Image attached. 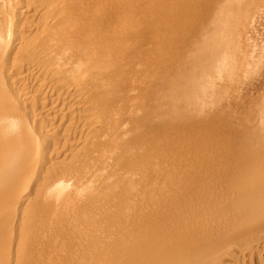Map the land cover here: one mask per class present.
Listing matches in <instances>:
<instances>
[{
    "label": "bare ground",
    "instance_id": "1",
    "mask_svg": "<svg viewBox=\"0 0 264 264\" xmlns=\"http://www.w3.org/2000/svg\"><path fill=\"white\" fill-rule=\"evenodd\" d=\"M263 133L264 0H0V264H176L207 215L257 225Z\"/></svg>",
    "mask_w": 264,
    "mask_h": 264
},
{
    "label": "rangeland",
    "instance_id": "2",
    "mask_svg": "<svg viewBox=\"0 0 264 264\" xmlns=\"http://www.w3.org/2000/svg\"><path fill=\"white\" fill-rule=\"evenodd\" d=\"M141 22L142 21H140L139 20V37H141V36H144V32L142 31V24H141ZM141 34V35H140ZM143 34V35H142ZM140 39V38H139ZM146 87V86H145ZM148 87L149 86H147L146 88H144V90L142 89V87H141V89H139V96H140V98L142 97L143 98V94H145L146 93V95H148V94H150V92H152V89L149 91L148 90ZM145 89H147L148 90V92L145 90ZM140 91H143L144 93L142 94ZM237 92V91H236ZM235 92V93H236ZM141 93V94H140ZM148 93V94H147ZM232 93H234V91H230V93L228 92L226 95L228 96H226V95H224V96H226L227 98H225V97H223V98H221L222 100L225 98V101L227 102V99L229 98L230 100H228V103H225V101H224V103L226 104V106H224L225 104H222L221 102V99L219 100L220 101V103H221V105H222V108H220L221 107V105H220V107H219V105H218V107H217V109H216V111L218 110V108H219V110L220 111H222V109H223V111L225 110V111H227V115L229 114L228 112L230 111V108H231V105H235L236 103V101L237 100H239L238 102H237V105H235L236 107H240L241 108V110L239 109V108H236V109H238V111L240 110V111H242V109H243V107L245 108V109H243L244 111H243V113L245 112V114H246V116L244 117L243 115V117H244V119L243 120H247L249 117H251L252 119H254V117L256 116V114L258 113H256V109H257V106H255L256 107V109H254V112H255V116L254 115H250V114H252V111H253V109L252 110H250L249 108H247L248 107V103L247 102H249V101H243V99H245L246 98V96L245 95H242V97H240V93H239V96H235V95H238L237 93L236 94H233V96L231 97L230 96V94H232ZM146 95H144V96H146ZM232 98V102L233 101H235V99H236V101L234 102V103H230L229 101H231V98ZM236 97H238V98H236ZM239 97L240 98H243L242 99V101H240L241 99H239ZM245 97V98H244ZM139 98V111H141V112H139V129H140V131L139 132H141L142 131V129H143V127H144V124H143V119H146L147 117L148 118H151V116H150V111H149V113H148V111H146V107H145V105L143 104V103H145V100H144V98H143V100H141ZM234 99V100H233ZM247 100V99H246ZM144 101V102H143ZM142 104H141V103ZM244 102V103H247V104H245L244 106H243V104L242 103ZM219 103V102H218ZM229 103H230V105H229ZM239 103H241L242 104V106L243 107H241V104L239 105ZM229 105V106H228ZM247 105V106H246ZM223 106H224V108H223ZM144 107H145V109H144ZM226 107V108H225ZM230 107V108H229ZM234 106H232V109H231V111L233 112L234 110L236 111V109H235V107L233 108ZM254 107V108H255ZM149 108V107H148ZM141 109V110H140ZM228 109V110H227ZM250 110L249 112L247 111V110ZM148 110V109H147ZM246 110V111H245ZM220 111H218L217 112V114L220 116L221 115V113L223 112H220ZM230 111V115L232 116H230V115H226V114H224L223 113V115L225 116V118L227 117V118H235L236 120L237 119H239V117H237V116H240L239 115V113L240 112H238V111H236L237 113H238V115L236 116V112L234 111V113L235 114H232V112ZM257 111H259L258 109H257ZM254 112H253V114H254ZM220 113V114H219ZM144 114H146V116L144 115ZM240 114H242V113H240ZM143 115V116H142ZM234 115L236 116V117H234ZM250 115V116H249ZM222 116V115H221ZM224 116H222L223 118H224ZM242 116H240L241 118H242ZM254 116V117H253ZM258 116V118H259V115H257ZM257 116H256V121H258V118H257ZM141 117V118H140ZM247 117V118H246ZM251 118H250V120H251ZM231 119L232 121H233V123L235 124L236 122V120L234 119ZM249 120V119H248ZM239 121V123H241L242 122V120L241 119H239V120H237V122ZM241 121V122H240ZM141 122V123H140ZM243 122H245V124L247 123L248 124V121L246 122V121H243ZM251 123H249V125H247L246 124V126H244L245 124H243V123H241V124H243L242 126H244V127H246L245 129H249L250 130V128L249 127H251L250 125L254 122V120H253V122L252 121H250ZM257 122H255V126H254V123L252 124V126H254L256 129H258L259 130V128H263V126L261 127V124L262 123H259V121H258V123L260 124V126H259V124L257 125L256 124ZM140 125H142V126H140ZM236 125L237 126H241L240 124H238V123H236ZM257 125V126H256ZM248 126V127H247ZM243 127V128H244ZM254 127H252L251 129L253 130V128ZM254 128V129H255ZM261 133H262V131H261ZM264 134V133H263ZM263 134H262V136H263ZM149 174V175H148ZM144 175V174H143ZM146 175H148V176H146ZM145 176L146 177H149L150 176V173L149 172H147V174H145ZM145 177V178H146ZM144 182V181H143ZM215 212V211H214ZM214 212H212V213H214ZM216 213V212H215ZM214 213V214H215ZM211 215H213V214H211ZM211 215H209V216H211ZM219 215V214H218ZM217 215V216H218ZM208 215H207V221H206V217H204L203 219L204 220H202L203 221V226H202V223H201V228H199V226L197 227V229L196 230H199L198 231V233L200 234V236H201V238L203 239V236L208 232H210L209 234H211V236H209V234L206 236V237H208V238H206L205 236H204V240L206 241V239H207V242H205V241H203L204 243H202V240H201V238H200V240H199V244H198V242L195 240V241H193V243L195 242V244H194V246L198 249V250H196V248L194 247V246H189V247H191V248H187V249H189V255L187 254H185L186 256H188V257H186V256H184L185 258H182V257H180V256H182V252L184 251V249H183V251L182 252H179L180 253V256L177 258V260L176 261H178V262H176V264H264V222H263V219H264V217H263V219H262V217H261V220L259 221V219H257L259 222H261V223H258L257 225H256V223H247V224H245L244 225V223L242 224V222L241 223H238V222H240V221H242V219L240 220L239 218H243V217H245V215L243 216V217H239L238 219L239 220H237V227L236 226H232V228L230 229L229 227L230 226H225V227H223V228H221V230H223L224 229V232L223 231H221V230H219V231H221V232H219L218 231V233L217 232H215V223H216V225H217V222L218 221H221V220H219L220 218L218 217H216V215H215V219L214 220H216V218H217V220L216 221H214L215 223L212 225V222H213V217L211 216V218L209 217ZM214 216V215H213ZM208 219H211V222H210V220H208ZM256 220V221H257ZM208 223V224H210L211 223V228H210V226H209V230H208V226L206 227V229H205V227H204V224H207L206 222ZM207 224V225H208ZM233 224V223H232ZM252 224V225H251ZM241 225H242V227H241ZM206 226V225H205ZM246 226V227H245ZM255 226H257V227H255ZM258 226H260V227H258ZM226 228V229H225ZM228 228V229H227ZM242 228V229H241ZM214 229V230H213ZM206 230V231H205ZM212 230V231H211ZM255 230V231H254ZM204 231L206 232V233H204ZM215 232V233H214ZM212 233H214L213 234V236H212ZM257 234V235H256ZM199 236V237H200ZM197 239H199V238H197ZM217 239V240H216ZM209 241V242H208ZM214 242V243H212V242ZM201 243H202V245H201ZM205 244V245H204ZM210 245V246H209ZM186 246H188V245H186ZM185 246V247H186ZM215 246V247H214ZM195 248V249H194ZM191 249H193V250H191ZM204 249V250H203ZM202 250V251H201ZM187 251V250H186ZM186 251H184V252H186ZM191 251V252H190ZM187 253H188V251H187ZM194 254H195V256H194ZM197 254V255H196ZM198 254H199V256H198ZM191 255V256H190ZM193 256V257H192ZM198 256V257H197ZM203 256V257H202ZM183 259V261L182 262H180L181 261V259ZM179 259H180V261H179ZM185 259H187V260H185ZM189 259V260H188ZM163 261V260H162ZM186 261V262H185ZM161 261H159L158 263H160ZM184 262V263H183ZM157 263V264H158ZM162 263V262H161ZM160 263V264H161ZM166 262H163L162 264H165ZM167 264V263H166ZM168 264H170V263H168ZM174 264H175V262H174Z\"/></svg>",
    "mask_w": 264,
    "mask_h": 264
}]
</instances>
